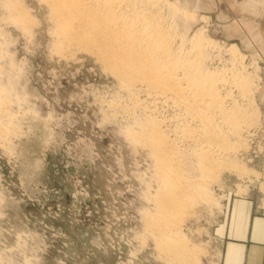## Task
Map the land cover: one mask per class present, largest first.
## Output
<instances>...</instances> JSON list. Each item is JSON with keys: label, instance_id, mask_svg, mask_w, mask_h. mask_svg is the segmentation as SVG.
I'll use <instances>...</instances> for the list:
<instances>
[{"label": "rangeland", "instance_id": "rangeland-1", "mask_svg": "<svg viewBox=\"0 0 264 264\" xmlns=\"http://www.w3.org/2000/svg\"><path fill=\"white\" fill-rule=\"evenodd\" d=\"M7 1L0 0V106L9 109L0 107V264H170L144 225L145 214L158 205L151 199L160 189L155 160L128 131L149 119L161 121L181 150L183 176H196L198 149L207 148L205 137L199 139L200 119L168 95H150L141 85L125 90L89 53L64 57L52 45L45 6L19 0L36 21L27 32L10 19ZM166 2H173L177 17L194 14L174 24L164 11L174 51L192 70L220 80L227 118L238 124L234 130L209 111L228 146L216 149L225 165L209 186L221 201L194 205L193 216L186 222L181 216L178 224L190 245L207 251L198 263L220 264L230 201L248 198L264 215V0L252 6L249 0ZM200 32L205 46L199 54ZM188 125L198 139L188 140Z\"/></svg>", "mask_w": 264, "mask_h": 264}, {"label": "bare ground", "instance_id": "bare-ground-1", "mask_svg": "<svg viewBox=\"0 0 264 264\" xmlns=\"http://www.w3.org/2000/svg\"><path fill=\"white\" fill-rule=\"evenodd\" d=\"M38 1L48 10V19L52 24L50 36L53 38L51 39L53 40L52 45L55 48H53L54 50L60 52L66 58H74L75 54L79 52L89 53L95 57L96 62L103 67L102 69L111 73L115 76L118 82H121V85L125 90H133L136 86L141 85L147 88L148 94L150 95H168L171 98H174V105L185 107L189 110L190 117L192 116L193 118L200 119L203 130H200L202 131V134L200 133L199 139L205 137L204 140L207 143H205L207 148L205 149L204 146L202 147L203 149H198L199 161L195 167L197 171L199 169L201 173L198 175L196 174V176H183L182 171L184 166L181 162L182 160H180L181 150L176 145V142L174 143L169 139L170 137L168 138V134L166 135L164 133L161 128L162 126H160L162 125L161 121L157 119H149L146 122L141 121L142 123H139L140 126L137 125L138 128L129 129L128 132H130L131 137L127 134V136L131 138V142L148 147L151 157L155 160V171L158 174L160 182L158 193L154 198L151 197V199L156 201L154 204L156 205L158 203V205L155 207L154 212L148 211L145 214L146 220H144L146 224L144 225H146V232L148 231L150 236L153 237V239H151L149 236L148 239L145 235L146 242L148 243L149 241L154 240L155 242L153 241V244H155V249H157V246L158 251L160 250L161 253L163 252V255L159 253L157 256L159 257L162 255L161 257H165L166 261L167 259L169 262L171 261L170 264L173 262H175V264H200L198 261L207 257V251L200 246H196L197 244L194 245L193 243L190 245L186 240L187 238L182 237V235L185 234L182 231L184 228L181 230L180 225L182 224H178L183 221L182 217H185L183 219L186 222V216L188 218L189 216H193L190 212L192 208H194V205H204V207L210 203L219 205L221 201L220 198L214 197L215 194L212 193L209 186L212 182L215 183L216 179L219 177L218 174L225 165L223 161H220L219 158L214 156V154H216V149L217 152H224L225 150H228V146H226V143L221 140L222 137L215 127L216 121L214 122V120L217 115H214V117L209 111L213 109L214 111L219 112V114L222 115V118L227 121L230 127L234 130L238 131V124L233 123L227 118L228 112L223 104L225 99L219 95L217 89L220 80H218V78L214 79L211 76H206L198 69L192 70V68H190L191 65L187 64L188 61H185V59L182 60L183 58L177 55V52L174 51V40L172 41L173 25L169 24L164 11L166 10L168 12L167 14L174 19V24H177L178 19L186 18V16L190 18V16H193L194 14H183V17L180 13L181 17H177L178 15L173 11V9H176V7H174L175 5L173 6V9H171L173 2L170 5L166 0ZM18 2L19 0H8V6L5 5V8L7 6V8L9 7L11 10L12 18L10 19L16 20L18 25L21 24L23 30H28V27L30 26V32H32L36 21L34 22L31 15L29 18L26 9H23L22 5H20L21 3L19 2V4ZM252 3L253 0H249L248 4L252 6ZM188 5L189 4H187V6ZM180 6L182 7V5ZM167 7L168 10L166 9ZM10 10L8 9L9 13ZM254 11L255 10H253V13H255ZM16 21L14 22L16 23ZM262 37L264 39V32L262 33ZM195 40L197 47L195 51L200 54L202 47L205 46L202 32L196 36ZM199 54L198 56H200ZM180 71L182 72L180 73ZM181 74L182 76H180ZM110 104L112 105V103ZM164 104L166 105L167 103ZM2 105L4 104H1V106ZM2 109L6 111L9 110L7 108ZM186 114H188V112ZM188 126L189 130L186 131V128L184 129L187 137H189L188 140L198 139H193V137H195L196 129L194 130L193 127L192 129L190 128V125ZM5 129L7 130V128L5 127L3 129L4 133L6 131ZM4 135L8 136V132L7 135ZM190 137L192 138L190 139ZM208 148L211 150H208ZM196 169L194 170L196 171ZM146 198V200H148V197ZM146 238L149 241H147ZM159 260H161V258H159ZM201 263L203 264V262Z\"/></svg>", "mask_w": 264, "mask_h": 264}, {"label": "crops", "instance_id": "crops-1", "mask_svg": "<svg viewBox=\"0 0 264 264\" xmlns=\"http://www.w3.org/2000/svg\"><path fill=\"white\" fill-rule=\"evenodd\" d=\"M220 264H264V215L248 198H233L222 228Z\"/></svg>", "mask_w": 264, "mask_h": 264}]
</instances>
